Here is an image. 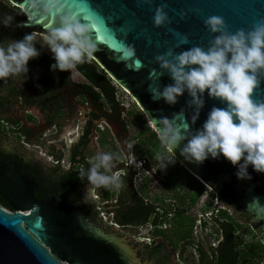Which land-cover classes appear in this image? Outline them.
I'll return each mask as SVG.
<instances>
[{"label":"flooded vegetation","instance_id":"flooded-vegetation-1","mask_svg":"<svg viewBox=\"0 0 264 264\" xmlns=\"http://www.w3.org/2000/svg\"><path fill=\"white\" fill-rule=\"evenodd\" d=\"M7 3L1 0V13L9 10ZM10 9L18 11L13 6ZM30 32L36 33L0 25V41L21 39ZM36 46L41 54L29 61V72L21 75L22 81H16L17 76L0 79L4 87L0 90V123L11 124L9 131L17 135L0 129V206L15 211L7 196L29 204L52 197L76 202L82 225L76 238L90 231L92 222L105 234L123 233L131 241L133 238L140 256L153 264H228L227 213L242 234V205L236 202L241 216L237 219L226 206L233 198L219 195L173 152L166 155L176 163L163 169L156 155L164 149L154 128L147 130L144 123L142 130L132 134L127 110L116 96L99 97L97 87L77 68L73 70L84 81L73 79L72 70L53 71L54 56L38 42ZM89 63L101 67L94 59ZM98 150L120 157L114 161V171L122 179L120 189L99 187L92 191L88 182L80 179L79 171L88 167V158ZM154 180L157 186H153ZM196 191L201 195L195 201ZM205 192L209 200L198 218L194 210ZM211 201H216L217 208ZM248 226L259 236L255 222Z\"/></svg>","mask_w":264,"mask_h":264},{"label":"water","instance_id":"water-1","mask_svg":"<svg viewBox=\"0 0 264 264\" xmlns=\"http://www.w3.org/2000/svg\"><path fill=\"white\" fill-rule=\"evenodd\" d=\"M7 1L10 8L14 6L18 11L9 9L2 13L0 24L12 17L11 26L21 30L44 33L52 26V17L34 14L41 20L35 22V17L25 14L27 0ZM162 2L169 5L166 11L172 22L157 27L153 17L157 5ZM68 5L84 22L95 25L92 35L98 50L93 59L117 84L131 93L150 126L159 134L161 119L173 116L183 119L181 109L186 110L185 115L191 124L192 109L187 107L190 99L187 92L175 105H169L163 99L153 100L149 92L150 85L163 86L173 82L171 75L160 69L155 56L175 46L180 39L175 32L190 34L191 44L177 49L180 52L191 45H208L214 35L204 23L208 16H223L233 32L241 27L249 28L264 16V0H68ZM181 10L190 11L182 18ZM124 43L135 46V58L125 60L122 57ZM160 72L163 75L159 76ZM254 95L258 100L264 99V83ZM205 99L199 119L191 125L193 129L202 127L214 105L224 106L207 93ZM173 153L219 195L239 199L253 216L264 244V173H258L250 166L252 179L240 180L236 176L237 167L223 156L220 159L209 157L202 164H196L181 156L179 149ZM7 200L15 211L0 206V264H146L137 248L124 236L105 234L93 223L89 225L90 231H84L82 238H76V231L82 229L76 202L55 197L33 204L21 203L13 196H7ZM100 251L104 254H99Z\"/></svg>","mask_w":264,"mask_h":264},{"label":"clouds","instance_id":"clouds-1","mask_svg":"<svg viewBox=\"0 0 264 264\" xmlns=\"http://www.w3.org/2000/svg\"><path fill=\"white\" fill-rule=\"evenodd\" d=\"M167 2L156 7L153 17L157 27L170 25L166 9ZM190 10H181L186 17ZM44 17H52L53 24L43 35V45L54 55L53 71L72 70L78 64L90 62L98 45L93 38L94 24L84 22L68 5V0H27V11ZM9 17L4 26H11ZM214 35L207 46L191 45L180 52L177 49L191 44L189 33L175 32L180 39L174 47L158 53L155 61L160 69L166 70L173 82L167 85L149 86L153 100L163 99L175 105L179 97L188 93L187 107L192 109L191 124L181 109L183 119L164 117L161 119L160 141L164 151L156 158L166 169L174 164L171 153L179 149L186 160L202 164L209 157L227 158L237 167L240 180H251V166L256 172L264 173V99L258 100L254 92L264 83V16L254 21L249 28L231 31L221 15L208 16L204 21ZM36 33H26L21 39L0 41V79L26 75L29 61L40 56L36 46ZM125 60L135 58L133 44L121 46ZM137 64L139 61L137 60ZM156 72V69H153ZM163 72L159 73V76ZM158 76V78H159ZM208 97L218 99L223 107L214 105L202 127L193 129ZM129 149L132 148L128 144ZM120 157L112 152L96 151L88 158V167L79 171L81 180H86L91 190L96 188L122 187L120 173L114 171V161Z\"/></svg>","mask_w":264,"mask_h":264},{"label":"trees","instance_id":"trees-1","mask_svg":"<svg viewBox=\"0 0 264 264\" xmlns=\"http://www.w3.org/2000/svg\"><path fill=\"white\" fill-rule=\"evenodd\" d=\"M76 68L87 77L93 87H97L99 97L115 98L116 89L110 85L106 73H101V69H99L100 67L97 64L94 65L86 61L85 63L78 64ZM147 130H151V128L148 126ZM200 195L201 192L196 191L194 200H198ZM4 204L9 206L8 203ZM227 215L229 218V222L226 224L228 264H253L256 261L264 264V244L262 243L260 235L258 236L256 234L259 239L258 241H254L252 238L240 234L238 232L239 225H234L230 222L232 216L229 213Z\"/></svg>","mask_w":264,"mask_h":264},{"label":"rangeland","instance_id":"rangeland-1","mask_svg":"<svg viewBox=\"0 0 264 264\" xmlns=\"http://www.w3.org/2000/svg\"><path fill=\"white\" fill-rule=\"evenodd\" d=\"M2 2H7V0H2ZM0 3H1V0H0ZM8 4V3H7ZM9 7V5H8ZM14 7V6H13ZM10 9V7H9ZM8 11V10H7ZM6 12V11H5ZM0 25H3V24H0ZM36 32V40L37 42L44 48V50L46 52H48L49 54L53 55V53L51 52V50L47 47V46H44L42 43H43V33L40 32V31H35ZM54 56V55H53ZM101 69V73H106L101 67L99 68ZM19 79H17L16 81H22L21 80V75L20 76H17ZM72 77L73 79H75L76 81H84L80 75L72 69ZM106 77L107 79H109L111 81V84L115 87L116 89V98L120 100V102L122 103V105L125 107V109L127 110V114H126V119L128 121V126H129V130L132 132V134L136 133V132H139L140 130H142L144 128V123L145 125L147 126H150V123H148V120L143 117V113L142 111L140 110L139 106L137 105V103L134 101L135 99L133 98V96L131 95L130 92H128L125 88H122L120 87L119 84H117L115 82V80L112 78L110 79L109 75L106 73ZM3 87L2 84H0V90L1 88ZM4 89V87H3ZM0 124H3L2 126L3 127H0L1 130H3L5 133H9V135L13 136V137H17L16 134H13L11 133L9 130L11 128V124H4V123H0ZM151 127V126H150ZM28 148H30L29 145H27ZM159 161V160H158ZM157 161V162H158ZM156 164V163H155ZM153 186H157V182L154 180L153 181ZM212 188V187H211ZM213 189V188H212ZM208 192H205V194L202 196L201 198V202L198 204V206L195 208L194 210V213L195 215L199 218L201 217V215L199 216L200 214V209L204 206V204H207L208 201H207V198H208ZM209 200V198H208ZM215 202L216 201H211V206L213 208H217L216 205H215ZM236 202H239L241 205H242V208L244 210V213L242 215V220H243V227H244V232L242 233L244 236H246L247 232H248V238H252L254 241H258V237L256 236V234L253 233V230L248 226L249 223H252L254 222L252 216H248L246 213H245V207L244 205L239 201V199H232V200H227L226 201V206L227 208L229 209V211L237 218V219H241V216L239 215V208L236 206ZM92 223V222H91ZM94 224V223H93ZM99 227V226H98ZM211 227V230L213 231V224L210 225ZM100 228V227H99ZM249 228V229H248ZM247 229V231H246ZM198 235L200 234V231L197 232ZM258 233V231H257ZM117 235H120V236H124L126 238V241L129 243V244H133L135 243V241L132 243L133 241V238H132V241L131 239H129L126 235H124L123 233H119ZM255 235V236H254ZM141 240V239H140ZM141 242V241H140ZM137 251L139 253V247L137 248ZM190 251H188L187 253H189ZM140 255V253H139ZM190 256V255H189ZM142 257V256H141ZM191 258V257H190ZM144 259V257H143ZM145 263L146 264H153V262L151 261H148L147 259H144ZM254 264H262L261 262H255Z\"/></svg>","mask_w":264,"mask_h":264},{"label":"bare ground","instance_id":"bare-ground-1","mask_svg":"<svg viewBox=\"0 0 264 264\" xmlns=\"http://www.w3.org/2000/svg\"><path fill=\"white\" fill-rule=\"evenodd\" d=\"M31 17H35V18H33V21L41 22V20H40V18L38 16H36V15L34 16V14H32Z\"/></svg>","mask_w":264,"mask_h":264}]
</instances>
